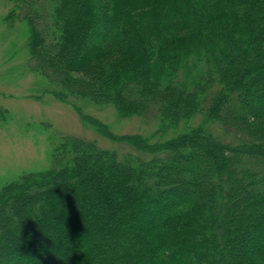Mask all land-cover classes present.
<instances>
[{
	"label": "trees",
	"instance_id": "trees-1",
	"mask_svg": "<svg viewBox=\"0 0 264 264\" xmlns=\"http://www.w3.org/2000/svg\"><path fill=\"white\" fill-rule=\"evenodd\" d=\"M6 1L57 98L185 124L64 137L0 186V264H264V0Z\"/></svg>",
	"mask_w": 264,
	"mask_h": 264
},
{
	"label": "rangeland",
	"instance_id": "rangeland-1",
	"mask_svg": "<svg viewBox=\"0 0 264 264\" xmlns=\"http://www.w3.org/2000/svg\"><path fill=\"white\" fill-rule=\"evenodd\" d=\"M12 6L0 0V186L25 173L50 169L55 148L66 136L94 140L103 148L125 153L133 149L108 138L107 133H138L155 142L183 129L185 123L177 132L157 133L161 122L154 117H122L114 106L100 108L57 98L55 86L34 70L28 24L21 19L13 24L7 20ZM77 106L100 123L84 121ZM199 121L197 118L191 125Z\"/></svg>",
	"mask_w": 264,
	"mask_h": 264
}]
</instances>
